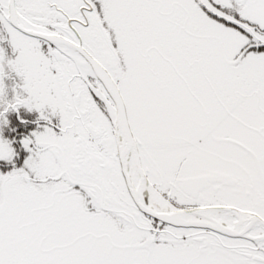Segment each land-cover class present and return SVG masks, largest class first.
<instances>
[{"label": "snow or ice", "instance_id": "obj_1", "mask_svg": "<svg viewBox=\"0 0 264 264\" xmlns=\"http://www.w3.org/2000/svg\"><path fill=\"white\" fill-rule=\"evenodd\" d=\"M0 264H264V0H0Z\"/></svg>", "mask_w": 264, "mask_h": 264}, {"label": "trees", "instance_id": "obj_2", "mask_svg": "<svg viewBox=\"0 0 264 264\" xmlns=\"http://www.w3.org/2000/svg\"><path fill=\"white\" fill-rule=\"evenodd\" d=\"M11 82H12V81L10 80L9 83H11ZM33 115H36V113H34V114H33V113L29 114V116H30L31 119H35V117H36V116L33 117ZM10 119H11L13 122H15V120H16V116H15V114H11V115H10ZM33 126H34V125H33ZM5 134H6V135H9V133H8L7 131H6Z\"/></svg>", "mask_w": 264, "mask_h": 264}, {"label": "rangeland", "instance_id": "obj_3", "mask_svg": "<svg viewBox=\"0 0 264 264\" xmlns=\"http://www.w3.org/2000/svg\"><path fill=\"white\" fill-rule=\"evenodd\" d=\"M11 83H13V81H12ZM11 83H10V84H11ZM33 114H34V113H33ZM35 116L37 117V116H38V113H36V115H33V117H35ZM36 117H35V118H36Z\"/></svg>", "mask_w": 264, "mask_h": 264}]
</instances>
